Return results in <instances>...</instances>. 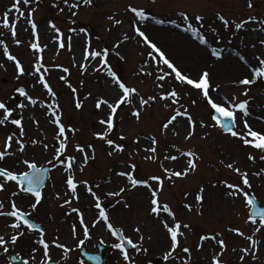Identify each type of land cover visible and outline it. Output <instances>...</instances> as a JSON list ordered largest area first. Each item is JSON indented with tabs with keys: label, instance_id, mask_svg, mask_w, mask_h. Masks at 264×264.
Instances as JSON below:
<instances>
[{
	"label": "rangeland",
	"instance_id": "obj_1",
	"mask_svg": "<svg viewBox=\"0 0 264 264\" xmlns=\"http://www.w3.org/2000/svg\"><path fill=\"white\" fill-rule=\"evenodd\" d=\"M73 2L75 1L69 0V3ZM12 3L13 0H0V17L11 8ZM56 4L63 7L64 12L53 6ZM247 4L248 0H156L155 4L152 0H93L91 6L81 3L78 9H74L73 11L78 13L75 17L63 4V0H39L38 4L21 5L25 17L32 7L37 9L34 13L36 31L40 45L46 46L41 54L44 68L48 69L44 76L57 93L55 102L60 105V111L63 113L61 122L65 124L66 131L69 127L76 129L74 134L67 132L69 142L65 154L76 158L72 172L78 183L79 200L71 196L66 186L68 173L64 171V166L54 167L55 161L53 164L48 163L53 159L54 149L58 147L59 142L55 139V126L50 122L51 117L45 108L40 107V102L52 103L53 98L37 82L36 77L29 74L34 70L36 63V55L30 47L35 38L31 25L27 23L26 18H20L15 22L16 38L21 41L20 45L15 44L8 30L0 28V39L5 40L9 51L21 61L25 70V75L17 79L19 73L14 62L7 60L3 46H0V65H2L0 100H4L9 107H15L19 102H26L25 98L16 91L17 88L23 87L38 101L35 107L29 105L24 110L23 140L27 145L25 152H16L14 156L6 157L4 162H0V167H8L9 170L17 173L26 171L27 166L21 163L25 159L35 161L38 167L46 165L51 167L50 177L41 190L43 199L36 210L30 207L34 202L31 194L11 197V192L17 189L14 183L8 182L5 185L6 191L0 192V201L5 204L2 211H10V201L15 199L21 210L30 212V218L45 231L44 239L49 243V255L53 262L88 264L81 257L80 248L84 246L88 251L95 252L98 243H103L106 245L105 264H127L121 251L112 247L118 241L111 235L105 223L101 221L93 227L94 222L99 220V209L95 208L94 198L80 183L87 180L88 185L101 197L102 206L109 213V222L115 228L122 229L123 234L139 244L141 249H147V251H137L133 248L127 250L133 264H153L152 261L156 258L162 260L161 264H213V257L218 256L221 249L214 241H201L200 237L204 235H218V239L225 241L227 250L219 256L221 264H264V227H261L260 232L255 231L263 222L260 220H256V224L246 222L250 208H246L242 197L227 195L228 190L223 183L226 180L244 187L241 177L226 167L228 163H233L234 167H239L242 172L248 173L252 188L245 187V191L254 193L258 202L264 205V160L260 159L264 156V152L244 145L238 137H232L230 133H225L220 128H201L199 121L202 120L210 125L214 111L207 105L199 90L181 84L171 76L164 82L163 89L157 87L159 82L156 77L163 74L159 69L165 72L170 70L163 64L158 68L149 58L150 49L144 45L142 38L135 34L133 15L126 11L127 6L132 5L144 8L147 13L155 17V20L164 19V24L150 20L138 26L165 51L166 56L182 74L196 79L203 71H209L212 87L216 88V91L210 88V95L217 102L227 103L234 99L236 102L249 100L250 115L243 117L238 112L235 124V130L244 135L246 134L243 127L244 119H247L253 130L264 132V78L258 80L256 84L247 86L238 83L244 77L252 78L253 69L259 66L257 57L264 59V45L260 43L264 40V24L260 23L264 20V0H252L251 9ZM182 11L188 13L190 19L193 15L205 17L201 34L209 40L208 45L200 44L196 37L184 31L189 21L182 20L179 15ZM14 15L19 17V13L10 12V23L14 22L12 19ZM218 15H224L232 22H241L248 17L256 19L240 30H236L234 25L222 29L219 27ZM115 19L122 20L123 23L115 25ZM72 20L76 23L73 24ZM50 23H55L61 29L65 48L58 47V41L55 39L58 34L50 29ZM194 26L198 25L194 24ZM82 27L87 29V34L79 32ZM71 28H76L77 32H70ZM212 29H216V33H219V39ZM88 34L93 35V38L89 39ZM125 34L130 37L128 41H123ZM69 36L72 37L71 48L68 47ZM89 40L91 42L89 51L109 49L108 62L112 69L120 73L122 80L128 86L137 88L140 95L145 98L159 97L175 88L181 97L180 104L176 105L159 99L150 102V105L144 106L141 110L139 120L131 115L133 111L140 109L137 98L133 97L132 105H122L117 111L114 130L108 138L124 145L125 151L112 156L108 155L111 150L109 146L104 141L98 140L95 135L105 130L106 125H100L99 121L107 119L109 109L104 105L96 109L95 102L99 99H107L110 103H114L120 92L103 69L96 70L99 68L97 61L100 58L84 59ZM118 43L120 48L116 49L114 46ZM212 47L223 49L220 60L211 56ZM117 51L120 53L119 56L116 55ZM84 65L87 66V70ZM65 67H68L70 76L63 72ZM44 68L41 69L42 72ZM148 72L152 75H147ZM61 76H65L66 80H62ZM69 85L77 90L75 94ZM246 89L248 95L244 96L242 93ZM89 93L91 96L88 95ZM76 98H79L84 105L79 110L74 107ZM181 104L197 121L195 134L191 139H185L190 130L186 118L178 117L168 130L162 128V125L174 114V109ZM13 118H19L15 112ZM13 132L19 135V130L14 125L0 126V151L3 150L7 136ZM119 135H124L126 139L121 141ZM152 137L158 141L156 159L145 160L144 157L149 153L144 149L150 146ZM31 140L43 141L49 147L44 149L41 143L31 145ZM77 144L83 146L89 156L94 154L95 159H90L87 165H84L81 154L75 150ZM89 145L92 147H88ZM14 146L16 148L15 143ZM188 151L200 157L197 161V169L182 178L173 177L172 180H168L164 168H168L169 172L186 170L187 160L191 158L182 156L181 153ZM250 155L255 159L250 160ZM166 156H176L177 160L165 159ZM132 163L137 165L133 173L137 179L147 180L151 176H160L164 179L163 191L159 192V202L170 206L176 214L177 221L181 223V231L184 232L183 237H178L181 246L173 253L175 260L164 259V255L170 249L169 234L163 228L160 218L150 212V193L157 188V181H148L152 189L144 186L132 189L126 178L116 175L119 171H132L130 168ZM81 166L83 171H80ZM257 173L259 175H256ZM0 182H3L2 178ZM96 185H99V188ZM120 187L126 189L120 196L106 195L109 191H119ZM201 187L205 189L203 204L195 200ZM58 193L59 198H57ZM65 193L69 195L66 196ZM65 199H72V204L65 205ZM117 200H120L119 204H116ZM185 205H191V211ZM73 207L83 212L89 236L83 235V225H80L77 214L72 213ZM162 215L165 219H169L166 213ZM13 222L15 218L0 217V235H4L5 239H10L16 231L25 233L15 246L8 245L9 254H17L20 259L29 260V264H39L43 255L42 246L36 243L39 239L38 232L29 231L23 225L21 229L13 230L8 227ZM74 224L77 226L75 236L72 232ZM169 224L170 226L172 224L170 219ZM184 224L190 225V228L184 229ZM135 228H139L140 232H135ZM233 228L242 231L244 237L230 231ZM141 235L144 237L143 241L139 240ZM248 236L259 241L256 246V259L242 252L243 249L252 247L251 242L246 239ZM57 237L58 242L66 245L71 251L56 248L51 242ZM80 241H83V244H80ZM200 244H203L202 248L198 247ZM183 247L191 250L190 258L182 252ZM9 254H0V264H10ZM242 254L245 255L243 261L240 260ZM32 256H35V260L31 259Z\"/></svg>",
	"mask_w": 264,
	"mask_h": 264
},
{
	"label": "snow or ice",
	"instance_id": "obj_2",
	"mask_svg": "<svg viewBox=\"0 0 264 264\" xmlns=\"http://www.w3.org/2000/svg\"><path fill=\"white\" fill-rule=\"evenodd\" d=\"M32 3H39V0H13V3L11 5V8H9L7 11L3 13V16L0 17V28H3L5 30H8L11 37L13 38L16 45H20L21 41L17 39V31L15 22L18 21L20 18H26L27 23L31 25V29L34 33V41L30 44L31 49L34 51V54L36 55V63L34 65V70L30 72L29 74L32 76H35L37 79V82L43 86L47 90V94L53 98L52 103L44 104L43 102H40V107L45 108L47 114L51 117V124L55 126V139L59 142L58 147H55L54 149V155L53 159L48 161L49 164H53V161H55L54 167L58 166H64V171L68 173L66 177V186L70 190L71 196L79 200V196L77 194L78 189V183L76 181L75 175L72 172L73 166L76 163L75 156L72 155H66V151L68 148V142L69 137L67 132L75 133L76 129L69 127L66 131V126L64 123H62V115L63 113L60 111V105L55 102V98L57 96V93L53 90V88L49 85L48 81L45 79L44 73L48 71L47 68H44L43 64V56L41 55L45 51V47H42L39 43V35L37 30V24L34 20V13L37 11L35 7H32L30 11L27 14V17H25V13L21 8V5L28 6ZM83 3L85 5L91 6L93 4V0H75L73 3H69V0H63V4L67 6L68 11L71 13L73 17H75L78 13L76 11H73L74 9H78L80 4ZM152 3L155 4L156 0H152ZM54 7H58L60 12H64L63 7H59L58 4L53 5ZM247 7L251 9L253 7L252 0H248ZM126 11L133 15V29L135 34L142 38V41L144 45H146L150 51L148 53L149 58L157 65L159 68L160 64H163L166 66V68L170 71H164L163 69H159L163 74L156 77V80L159 82L157 83V87L159 89L164 88V82L168 77H173L176 81H178L181 84L190 86L191 88L195 90H199L200 94L204 97L206 103L208 106H210V109L214 111V115L211 116L212 123L206 124L204 121H199V126L201 128H220L222 131L230 133L232 137H238L240 140H242L244 145L251 146L254 149H258L262 152H264V132L255 131L252 129V127L249 125L247 119L243 120V127L246 130V134L241 135L239 132L234 130V126L236 124V118L237 113H241L243 117H248L250 115L249 111V100L245 99L239 102H236L235 99L230 102H217V100L213 99V97L210 95V88L212 87L211 81H210V73L209 71H203L196 79L190 78L187 74H182V72L178 69V67L170 60L166 54L165 51L161 49L157 45V43L153 42L149 36L146 34L144 30H141V27L138 26L142 24L145 21L155 20V17L150 15L146 12L144 8H138L136 6L128 5L126 8ZM15 12L19 13V17L13 16V23L9 22V13ZM180 17L183 21H189L187 26L184 28L185 32L191 33L194 37H196L200 44L208 45L209 40L205 38L201 34V29L204 28V21L205 17L202 15H193L190 19L189 14L186 12H180ZM109 19H113V17H109ZM255 17H248L247 19L241 21V22H232L230 19L225 18L224 15H218V20L220 21L219 27L222 29H228L230 26L234 25L236 30H240L245 28L246 25L249 24L250 21L255 20ZM158 24H164V19L155 20ZM72 23L75 24L76 21L72 20ZM123 21L119 19L114 20L115 25L122 24ZM170 23H175V21H170ZM260 23L264 24V20H261ZM194 24H197L198 26H194ZM177 27H180V25H176ZM50 29L54 30L55 33L58 35L56 36V40L58 41V47L60 49L65 48V42L63 39V33L61 32V29L57 27L55 23H50L49 25ZM70 32H77L76 28L69 29ZM214 33H216V29H212ZM79 32L87 34L86 28H80ZM216 38L219 39V33H216ZM130 37L125 34L123 36V41H128ZM68 40V47L71 48V42L72 37L69 36L67 38ZM121 41V43L123 42ZM260 43L264 45V40H261ZM0 46H3V53L6 56L7 60L14 62L15 67L18 70V77L25 75V70L21 64V61L13 55L8 48V45L5 43L4 39H0ZM91 47L90 40L88 41V45L85 48L84 53V59L91 58L92 60H97V58H100L97 62L99 64V68L96 70L99 71L103 69L107 76L111 78V83L116 85L120 94L118 98L115 100L114 103H110L107 99H99L95 102V108L100 109L102 105L106 106L107 109H109V113L107 115V119H101L99 121L100 125H106V128L103 132L96 133V138L98 140L104 141L109 148L111 149L108 152L109 156H112L116 153H123L125 151V147L122 144H117L113 139H109V134L112 133L115 127V119L117 117V111L121 108L122 105H132L133 104V97L137 98V103L140 106V109L135 110L131 113L133 117H135L137 120L141 118V110L144 108V106L150 105V102H155L157 99L162 101H170L171 105L180 104V94L176 91L175 88H172L171 90L167 91L164 94L157 96H148L145 98L144 96L140 95L137 88L128 86L121 77L112 69L111 65L108 62L109 57V49L104 48L101 51L91 50L89 51ZM116 49L120 48V44H116L114 46ZM223 49H218L216 47L211 48V56L216 57L217 60L221 59ZM116 55L119 56V51L116 52ZM258 65L253 69L252 72V78L249 79L247 77L239 80L240 85H252L256 84L258 80L264 78V59L257 57ZM247 62V61H246ZM2 67V65H0ZM85 70H87V66H83ZM44 68V71L42 72L41 69ZM64 73H69L68 68H63ZM147 75H152L151 72L146 73ZM62 80H66L65 76L60 77ZM71 88V85H69ZM218 88V86H217ZM16 91L19 93L20 96L25 98L26 102H19L15 105V107H9L8 104L4 100H0V126L10 124L16 126V128L19 130V135H17L15 132L7 136L6 142L3 145V150L0 151V162H4L6 160V157H11L18 153H24L26 150V144L23 140V137L25 136V128H24V110L29 107V105L35 107L38 104L37 99H34L31 95L28 94V92L23 88H17ZM71 91L75 94L76 89L71 88ZM244 96L248 95V90L246 89L243 93ZM91 96V93L88 94ZM88 97H85L87 99ZM83 103L80 101L79 98L75 99L74 107L75 109L79 110L83 108ZM183 109V110H181ZM16 113L19 118H13V113ZM186 118L188 121V124L190 126V130L188 134L185 136V139H191V137L195 134V129L197 126V121L193 119V116L188 112L187 108H185L182 104L180 107L174 109V114L171 115V117L167 120L166 123L162 125V128L164 130H168L170 125H173V122L177 121V118ZM248 137H251L252 139H249ZM121 141L125 140L126 137L124 135H119L118 137ZM138 143L139 141H135ZM15 143L16 148L14 151H9V149L13 148V144ZM37 143L43 144L44 149H47L49 145L47 143H44L43 141L38 140H31V145H36ZM158 144V141L155 137L150 138V146L145 148L144 151L146 153H149V155H146L144 157L145 160H155L156 156L155 153L157 152L156 145ZM88 147H92V145H89ZM173 147H175L173 145ZM75 150L79 152L82 156V160L84 165H87L88 161L90 159H95L94 154L92 156H89V154L85 151L84 147L77 144L75 145ZM94 152V149H93ZM182 156L190 157L191 159L187 160V169L184 171H172L169 172L168 168H164V172L167 173V179L172 180L173 177L176 178H182L184 176H187L190 171H195L198 167L197 161L200 159V157L192 152H182ZM165 159H171V160H177L176 156H166ZM250 160H254L255 157L249 156ZM261 160H264V156L260 157ZM23 165L27 166L26 171H21L17 173L14 170H9L8 167H0V178H2L3 182H0V192H5L6 187L5 185L8 182H12L16 186V191L11 192V197H20L21 194H31V196L34 198V202L31 203L30 207L32 210H36L37 206L41 204V201L43 199L42 192H41V185L44 182V176L47 172L46 168L38 167L37 163L35 161H29L27 159L21 161ZM221 163H224L221 161ZM137 165L135 163H132L130 165V168L132 171H119L116 173L118 177L126 178L128 183L130 184L132 189H136L138 186H144L145 188L152 189V185L149 184V180L157 181V188L151 190V199H150V212L154 214L155 217L160 218V222L163 226V228L167 231L170 238V249L166 252L164 255V259H172L175 260L176 257L173 255L177 251L178 248L181 246V240L178 239V237H183L184 232L181 231V223L177 221L175 212L170 208V206L167 203L161 204L159 202V192L163 191L164 186V179H162L160 176H151L147 180L137 179L134 176V172L136 170ZM226 167L232 171H234L236 174H238L241 177V182L244 187H241L238 184H232L228 181H224V187L227 189V195L231 197H242L244 200V204L246 208H250L251 212L248 217V220L246 222H251L253 224H256V218L259 217L262 222H264V207L258 206L257 197L254 193H251L250 191H245V187L247 189L252 188V184L249 182L248 179V173L242 172L239 167H234L233 163H228ZM80 171H83V166L80 167ZM256 175H259L257 173ZM85 186V190L91 194V196L94 198V206L96 209H99V220H96L93 224V227H95L97 224L101 223L103 221L107 227V229L110 231L111 235L116 237L117 243H114L112 247L114 249H119L123 255L124 260L127 262V264H133L131 259L128 256L127 249L125 245L131 246V248L137 250V251H147V249H141L140 245L137 243H134L133 240L123 234L122 229H117L113 226L111 222H109V213L107 210L102 206L101 203V197L97 195V192L93 190L91 186L88 185V181L84 180L82 182ZM97 188H99V185H96ZM126 191L125 187H120L119 191L112 192L109 191L106 195L107 196H120L122 193ZM205 189L201 187L199 189V193L195 196V200L197 203L203 204L205 200L204 196ZM59 193L57 194V198H59ZM65 195H69V193H65ZM73 202L72 199H65L64 204L65 205H71ZM120 200L116 201V204H119ZM5 207V204L3 201H0V217H6V218H15V222L8 225L13 230H19L21 229L22 225L27 227V230L29 231H36L39 234V239L36 241V243L40 246H42V255L43 259L39 261V264H54L52 257L49 255V243L45 241V231L44 229L40 228L38 224L33 223L31 220V213L28 211L21 210L20 207L17 206L16 200L13 199L10 201V211H2ZM115 207V205H113ZM185 207L188 208L189 211H191V205H185ZM72 213H76L78 216V220L80 225H83V235L89 236V230L87 225L84 223V214L81 212L79 208L73 207ZM166 213L168 218L171 220L172 224L170 226L169 219H165L162 214ZM76 225H72V232L75 236L76 234ZM261 227H264V223H262L260 226L256 227L255 231L260 232ZM184 229L190 228V225L184 224ZM135 232L139 233L140 229L135 228ZM230 231L235 232L241 237H244V233L240 231L239 229H230ZM25 233L23 231H16V234L11 235L10 239H5L4 235H0V249H2V253L0 254H9V247L8 245L11 244L15 246L17 244L18 239L23 236ZM144 237L141 235L139 236V240L143 241ZM201 241H214L217 245H219L221 252L218 256L213 257V264H221V261L219 259V256L223 255V252L227 250V245L223 239H218V235H204L200 237ZM248 241L251 242L252 247L245 248L242 250L244 254H249L252 256L253 259H256V246L259 244V241L254 240L252 236L246 237ZM59 238L57 237L54 239L51 243L58 249H65L66 251H71V249H67L66 245L59 243ZM80 244H83V241H80ZM199 248L203 247V244L198 245ZM35 251V249H34ZM182 252L187 254L188 257H191V250L188 247H183ZM242 254L240 256V260L243 261L245 258V255ZM17 256L13 255L11 257L12 260H17ZM31 259L35 260V256H32ZM93 259H98L93 257ZM20 264H29V260L20 259Z\"/></svg>",
	"mask_w": 264,
	"mask_h": 264
},
{
	"label": "water",
	"instance_id": "obj_3",
	"mask_svg": "<svg viewBox=\"0 0 264 264\" xmlns=\"http://www.w3.org/2000/svg\"><path fill=\"white\" fill-rule=\"evenodd\" d=\"M215 114V113H214ZM235 128V126H234ZM43 168H46L47 169V172L45 173V176H44V182L43 184L41 185V189L45 186L48 178H49V170L50 168L48 166L46 167H43ZM258 202V201H257ZM258 206L260 207H264V206H261L258 202ZM251 212V210H250ZM256 219H260L259 217H257ZM32 222L34 223V221L32 220ZM126 249H131V246H128L127 244L125 245ZM104 249H105V245L103 244H99L98 245V251L96 253H90L86 250V248H82L81 249V255L84 257V259L86 261H88L90 264H104L105 261H104ZM13 255H9V259L11 260V264H17V263H20V259L17 258V260H12L11 257ZM93 257L95 258H98V259H93ZM154 264H160L161 263V260L160 259H156L153 261Z\"/></svg>",
	"mask_w": 264,
	"mask_h": 264
},
{
	"label": "bare ground",
	"instance_id": "obj_4",
	"mask_svg": "<svg viewBox=\"0 0 264 264\" xmlns=\"http://www.w3.org/2000/svg\"><path fill=\"white\" fill-rule=\"evenodd\" d=\"M244 78H245V77H244ZM212 89L216 91V88L212 87ZM14 149H15V146H14L10 151H14ZM0 229H1V228H0ZM7 230H8V229H7Z\"/></svg>",
	"mask_w": 264,
	"mask_h": 264
},
{
	"label": "trees",
	"instance_id": "obj_5",
	"mask_svg": "<svg viewBox=\"0 0 264 264\" xmlns=\"http://www.w3.org/2000/svg\"><path fill=\"white\" fill-rule=\"evenodd\" d=\"M89 37L93 38V35L90 34ZM119 74H120V73H119ZM68 75L70 76V71H69ZM69 84H70V83H69Z\"/></svg>",
	"mask_w": 264,
	"mask_h": 264
}]
</instances>
